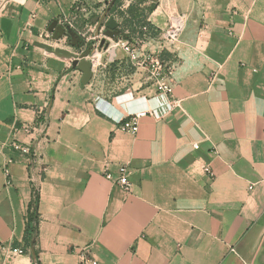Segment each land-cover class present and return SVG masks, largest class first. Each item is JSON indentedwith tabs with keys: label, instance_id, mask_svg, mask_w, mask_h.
Returning <instances> with one entry per match:
<instances>
[{
	"label": "crops",
	"instance_id": "crops-1",
	"mask_svg": "<svg viewBox=\"0 0 264 264\" xmlns=\"http://www.w3.org/2000/svg\"><path fill=\"white\" fill-rule=\"evenodd\" d=\"M106 9L114 39L104 22L95 33ZM172 14L184 27L159 52L172 62L159 86L141 55L157 50L151 28ZM61 18L93 45L84 86L70 58L34 45L77 52L47 31ZM137 112L134 134L117 128ZM12 136L34 161L12 150ZM121 164L127 194L114 181ZM33 208L35 259L24 242ZM87 244L97 264H264V0L9 1L0 15V264H78ZM11 247L25 252L6 256Z\"/></svg>",
	"mask_w": 264,
	"mask_h": 264
},
{
	"label": "built area",
	"instance_id": "built-area-1",
	"mask_svg": "<svg viewBox=\"0 0 264 264\" xmlns=\"http://www.w3.org/2000/svg\"><path fill=\"white\" fill-rule=\"evenodd\" d=\"M10 0H0V15L4 11L5 7L9 3ZM58 23L64 25L68 24L71 28H73L79 36L87 42V37L83 31L80 29L78 30L73 22L67 20L66 18H61L58 20ZM184 27V18L182 14H177L175 16H172L168 19L166 25L164 28L160 31L159 33V46L157 50L154 52H147L143 53L141 55L142 61L147 62L149 64V76L153 78L155 81H157L159 86H162L159 82L161 80V77L163 76H168L170 75L172 71V64L169 63H163L160 60L159 52H161L163 49L167 48V46L174 45V42L177 40L179 33ZM145 29V28H144ZM44 38H48V33L44 32L41 34ZM122 45L129 50L128 45L125 42H122ZM170 46V47H171ZM131 57L136 59L138 56L132 52ZM165 87V86H164ZM144 112H137L134 114H130L126 116L125 118L121 119L118 121L117 128L124 131L128 132L131 134H134L137 131L138 128V119L140 116L143 115ZM20 128L28 131L29 128L27 125H22ZM19 128L17 126L13 127V135L18 130ZM10 147L12 148L13 151H16L19 153V155L27 156L30 160L34 161V153L31 150V147L28 144H23L21 142H18L13 136L12 139L9 142ZM195 147H197L196 144H194ZM11 158L7 159V162H10ZM3 171L5 172L6 175H8V169L7 166L3 167ZM205 172L208 174H211V169L206 166L205 167ZM128 169L125 164L119 165L117 168V177L114 180L116 184H118L123 192L125 194L130 192V183L128 181ZM104 175L107 178H110L109 172L107 170H104ZM8 182V180H6ZM24 248L22 247H11L6 250L5 255L8 256L13 253H24ZM78 264H97V260L94 257V255L91 252L90 244L85 245L84 247H81L78 249Z\"/></svg>",
	"mask_w": 264,
	"mask_h": 264
},
{
	"label": "water",
	"instance_id": "water-1",
	"mask_svg": "<svg viewBox=\"0 0 264 264\" xmlns=\"http://www.w3.org/2000/svg\"><path fill=\"white\" fill-rule=\"evenodd\" d=\"M152 2H156L158 0H150ZM108 9H106L101 15H97L93 19V23L96 24V35L99 34V30L101 27L102 22H104L105 30L103 31V35L109 39L117 38L120 34L118 30V22L114 19L113 16L107 17ZM47 31L51 33V39L53 40H59L63 36L67 37L68 45L71 47H74L77 52H70L66 49L59 48V47H52L51 44L45 43V42H34V45L37 47L42 48L44 51L67 57L71 59V66L77 70H79L82 75L80 82L84 86L89 83L90 79L92 78V71L91 61L87 60L86 57H88L90 54L94 52L93 45L92 44H86L85 40L82 39L77 32L71 28L68 24H60L58 23V19H53L48 28ZM100 46H107L108 42L105 38H102L99 41ZM30 251L32 258L35 259V253L33 251V242L30 244Z\"/></svg>",
	"mask_w": 264,
	"mask_h": 264
},
{
	"label": "trees",
	"instance_id": "trees-1",
	"mask_svg": "<svg viewBox=\"0 0 264 264\" xmlns=\"http://www.w3.org/2000/svg\"><path fill=\"white\" fill-rule=\"evenodd\" d=\"M36 222H37V215L35 209L33 208L32 211H29L27 215L25 235H24V242L26 246H29L31 242H33V235L35 233Z\"/></svg>",
	"mask_w": 264,
	"mask_h": 264
},
{
	"label": "rangeland",
	"instance_id": "rangeland-1",
	"mask_svg": "<svg viewBox=\"0 0 264 264\" xmlns=\"http://www.w3.org/2000/svg\"><path fill=\"white\" fill-rule=\"evenodd\" d=\"M175 15H177V14H172V15H170V17L175 16ZM163 28H164V27H163ZM160 31H161V30H157L156 28L152 27L150 32H151L153 35H158V36H159ZM170 46H171V45H169V46H167V47L170 48ZM160 60L162 61L163 59L160 58ZM162 62H163V63H166V62H164V61H162ZM171 63H172V62H171ZM171 63H169V64H171Z\"/></svg>",
	"mask_w": 264,
	"mask_h": 264
}]
</instances>
